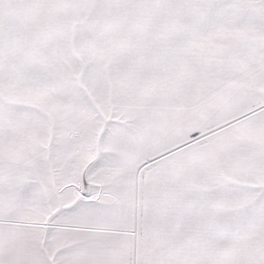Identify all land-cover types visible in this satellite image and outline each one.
I'll return each mask as SVG.
<instances>
[{
	"label": "snow or ice",
	"instance_id": "snow-or-ice-1",
	"mask_svg": "<svg viewBox=\"0 0 264 264\" xmlns=\"http://www.w3.org/2000/svg\"><path fill=\"white\" fill-rule=\"evenodd\" d=\"M0 264H264V0H0Z\"/></svg>",
	"mask_w": 264,
	"mask_h": 264
}]
</instances>
